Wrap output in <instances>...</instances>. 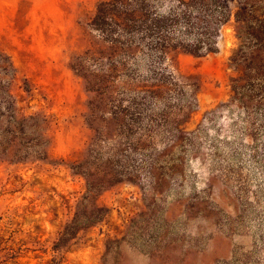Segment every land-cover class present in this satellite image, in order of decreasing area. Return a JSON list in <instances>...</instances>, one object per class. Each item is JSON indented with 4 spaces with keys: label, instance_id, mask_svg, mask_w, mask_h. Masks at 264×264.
I'll use <instances>...</instances> for the list:
<instances>
[{
    "label": "rangeland",
    "instance_id": "rangeland-1",
    "mask_svg": "<svg viewBox=\"0 0 264 264\" xmlns=\"http://www.w3.org/2000/svg\"><path fill=\"white\" fill-rule=\"evenodd\" d=\"M101 1L0 0V61L15 68L9 85L0 69V128L8 108L35 117L21 141L0 146V264H264V105L249 112L235 96L233 0L216 54L153 63L165 70L160 86L149 83L150 61L116 75L122 109L135 101L139 126H152L136 156L157 157L136 182L99 196L107 211L93 226L63 237L86 196L85 180L66 164L83 160L94 138L93 95L73 65L114 80L90 27ZM142 85L152 93L132 91ZM100 147L107 155L113 144Z\"/></svg>",
    "mask_w": 264,
    "mask_h": 264
},
{
    "label": "trees",
    "instance_id": "trees-1",
    "mask_svg": "<svg viewBox=\"0 0 264 264\" xmlns=\"http://www.w3.org/2000/svg\"><path fill=\"white\" fill-rule=\"evenodd\" d=\"M229 1L176 0L175 4L166 8L163 7L165 0H103L97 5L90 27L102 44V54L105 53L112 62L108 73L114 80L110 83L107 79L109 74L95 73L85 68L82 62L73 65L88 92L93 95L90 116L94 138L83 160L65 163L75 175L85 180L86 196L77 206L75 218L65 228L63 237L69 234L76 236L81 230V223L87 224L86 227L93 226L107 211L98 205L99 196L118 184L136 182L140 175L139 167L157 157L154 155L150 159L146 155L138 160L136 153L145 150L142 146L152 135V126H139L141 114L131 112L136 107L135 101L122 109L123 101L113 91L117 83L116 75L126 74L132 63L140 69L141 63L150 61L149 83L160 86L166 80L165 70L153 66V63L161 65L170 54L175 53L195 57L216 54L219 30L232 17ZM233 1L239 5L235 16L238 47L229 62L242 70L238 78L240 81L234 80L233 88L239 103L250 112L264 105V0ZM5 61H0V69L9 75L6 81L9 85L15 78V68L11 62ZM136 83L128 81L130 86H136ZM140 87L141 90L131 89L137 93L142 91L143 95L153 91L151 86ZM249 87L252 88L248 90ZM148 99L149 96L142 97L143 105ZM7 113L10 121L2 127L6 128L0 135V146L4 143L12 146L21 141L19 136L24 135L29 121L35 118L17 119L12 108H8ZM108 115L111 116L110 121L105 119ZM5 117L0 106V124ZM110 142L113 148L105 155L100 146ZM132 148L133 154L130 152ZM221 221L219 219L217 223L221 224Z\"/></svg>",
    "mask_w": 264,
    "mask_h": 264
}]
</instances>
